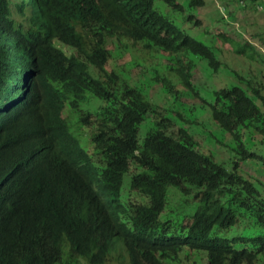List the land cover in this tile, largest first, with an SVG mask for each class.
<instances>
[{
	"label": "trees",
	"instance_id": "obj_1",
	"mask_svg": "<svg viewBox=\"0 0 264 264\" xmlns=\"http://www.w3.org/2000/svg\"><path fill=\"white\" fill-rule=\"evenodd\" d=\"M154 1L0 0V20L35 56L38 97L32 103L35 110L44 111L38 131L25 148L13 150L0 144V183L22 175L24 163L32 165L27 168L32 178L22 183L0 213V264H106L113 258L111 250L117 248L122 255L114 259L119 264H188L193 251L205 264H239L234 259L241 253L251 264H264V244L257 251L233 247L236 239H244L235 235L237 229L248 225L252 230L245 240L254 244L261 233L257 226L264 219V182L239 165L241 161L264 165V52L254 56V46L245 40L243 44V38H232L238 45L231 58L245 57V69L236 70L228 61L220 67L212 50L196 38L199 32L193 35L202 26L196 11H205L206 1L156 0L162 7L172 5L176 13L184 7L192 10L181 17V26L166 22L168 16L152 6ZM260 1L264 9V0ZM147 6L154 10L148 11ZM175 12L170 11L178 15ZM211 22L218 28L225 19ZM257 39L264 45V32L258 29ZM127 40L142 41L162 57V64L153 60L144 65L149 75L153 73L148 97L159 92L171 100L190 95L192 104L201 106H196L192 129L174 130L164 124L140 137L136 112L122 117L118 103L108 109L104 104L95 107L82 102L85 93L95 96V101L104 100V95L116 96L91 81L90 72L94 64L104 67L113 52L126 47ZM184 53H198L214 68L211 109L204 99L194 97L202 87L200 80L168 78L177 77L175 62ZM6 67L0 61V80ZM134 100L147 107L151 104L140 90L127 92L120 102L127 107ZM66 105L85 113L78 123L89 133L92 152L79 145L74 150L78 138L68 127L57 126L54 151L74 163L53 169L51 182L43 167L47 166L45 151L51 149L45 144L44 131L51 111ZM34 112L20 109L15 122L23 125L20 141L38 124ZM90 114H96L95 131L86 126L91 123ZM219 136L227 139L226 147H218L224 155L218 150L215 155L208 143ZM227 150L235 152L232 158ZM127 174L130 183L122 185ZM96 176L100 192L92 185ZM122 186L144 200H124L122 207L116 203ZM173 198L175 218L169 209ZM167 228L173 233L171 246L156 247ZM64 238L69 249L62 247Z\"/></svg>",
	"mask_w": 264,
	"mask_h": 264
},
{
	"label": "clouds",
	"instance_id": "obj_2",
	"mask_svg": "<svg viewBox=\"0 0 264 264\" xmlns=\"http://www.w3.org/2000/svg\"><path fill=\"white\" fill-rule=\"evenodd\" d=\"M171 1L173 3H181V1H185V0H171ZM231 1L235 3L234 6L239 12L248 11L250 8H254L257 11L263 10V5H262L263 2H261L260 0H256L253 2L249 0H237V2H235V0H231ZM152 6H154V8L157 11L163 12L168 16V20L166 22H172L176 24L174 22V18L172 17L173 14L170 13V11L175 12V9L173 8L172 5H167L165 7H162L161 4L160 3L158 4L157 1L155 0ZM207 7L209 6L206 4L203 8H207ZM223 9L225 11L224 12L225 14L222 13ZM223 9L221 10L222 12L219 9H216L214 11L216 15L214 19L219 20L221 18H224L225 24L219 25L218 28H213L211 32L213 44L218 49V54H216L212 50V48L207 45L214 53L218 66H220L222 63L227 64V61L229 63V59L227 58H231L233 48L238 45L235 43V40L232 39L235 38V36H233L230 33L229 21L226 15V12L231 13L232 10H229L224 4H223ZM153 10L154 9H149L148 7V11L152 12ZM201 10L196 11V13H200L199 22L202 21ZM191 11L192 10H188L187 8L184 7L180 13H176V12L175 13L183 16L185 15V13ZM201 25H203L202 22ZM240 31L241 32H237V35L243 38V44H245L244 43L245 40L247 41V44L254 46V42L251 41L249 37L243 36V34L247 33L248 35H250L251 38L257 40V31L255 30H247L246 32H243L242 30ZM136 42H141L143 44L142 41H136ZM220 43H225V44L219 45ZM11 47L13 48V50L11 49ZM145 48L152 52H155L156 54L158 53L153 48H149V47H145ZM247 49H249L248 45H247ZM226 50L228 53H226ZM121 51L122 50L120 49V51L118 52L121 53ZM263 52H264L263 50L256 49L254 46L252 55L258 56ZM95 54L96 53H94V55ZM196 54L199 55L200 58H203L200 54L198 53ZM243 58L245 59V57ZM111 59H113V54L106 62V65L104 67L94 64L95 68L92 69L90 72L92 77L91 81H94L96 83H101L102 86H106L108 90L114 93L116 96L104 95V100L98 98L100 101L95 105V107L104 104L106 108L109 109L110 104L118 103L121 108L119 111V116L128 117L130 113L136 112L137 118L140 121L139 125L144 121V119L147 116H152L155 119V125H156L155 128H163L164 124H167L170 128L174 130H179L182 128V126L177 127V125L171 119L164 117L163 116L164 110L162 109V107L153 104L151 101L149 107L141 104L136 100H134L132 103H129L127 107L123 106V104L120 102L121 96L126 94L127 92L138 91V90L141 91V89L137 85L140 84V81L145 77V74H147V70H144V65H146L148 61H151V58L145 59L142 57H138L134 60L133 64H131L130 66H126V67L121 66L117 68H115V66L109 65ZM24 60L29 61L26 68H25ZM205 60L207 61V59ZM0 61H4L7 63V67L2 71V77L0 80V144H3L13 150L23 149L27 146L28 142L33 138V136L38 131L40 126V121L44 115V111L35 110L33 108V103H32V101H36L38 97L37 86L35 83V78H36L35 56L32 52H30L23 46L20 37L14 34V32L2 20H0ZM188 63H191V66L188 65ZM207 63L210 66H212L208 61ZM175 67L177 69V77H173L169 75L168 76L169 79H179L180 76L181 77L189 76L190 79L194 78L201 81L202 78L201 71L192 60L182 57L179 59V61L177 60L175 62ZM214 92L215 91H213V93ZM148 94L149 93L147 91V96H145L144 94L143 95L145 98H149ZM91 97H95V96L89 93H85L82 102H86V99ZM194 97H196L195 94ZM177 100L183 104L186 103L190 104L192 102L188 98L177 99ZM214 101L215 99L213 100L212 103L209 104L210 109ZM23 107L26 110L35 111L34 120L38 118V124L35 128H31L26 134H23L22 140L20 141V126L23 125L22 122H20V124H15V122L18 121V116H20V109ZM79 108H73L71 106L69 108L68 105H66L62 110L51 111L52 113L51 120L48 123L46 130L44 131L45 144L49 146L51 149L49 151H45L47 158V166L46 165L43 166L48 173L47 174L48 180H50L51 182H54V176L52 173L53 169L62 165L74 163L73 161L66 160L64 156L54 151V149L58 146L55 142V138L57 135V129H56L57 126H66L69 128L70 132L72 133V130L70 128V121L73 115H76L75 123L77 124L78 129L81 130L83 133H86L87 135L89 134L87 129L83 127L80 123H78V121H80L81 116L85 114L83 112H80ZM121 112H123L122 115ZM176 114L180 116L179 113ZM95 116L96 114H90L91 123L86 125L87 127H89L94 131L96 126ZM184 124L187 125V122H185ZM184 129L187 130L186 127H184ZM75 145L81 146L82 148L87 150L88 153L92 152V144L90 141V137H86L83 144L80 143L78 139V142L74 144V146L72 147L74 150H76ZM25 153L26 152H21L17 154L19 156H22ZM109 164H110V160L108 159L104 163V167L108 168ZM31 166H32L31 164L24 163L25 171L22 175L9 177L10 180L9 178L5 179L6 184H4L3 181L0 183V213L7 206L11 197L16 192V190L22 185V183L32 178L29 176V172L27 169ZM132 170H130L129 172H131ZM129 183H130V176L129 174H127L125 177L122 178L121 184L127 185ZM92 185L96 191L100 192L101 186H100L99 176H96V179H94ZM124 189H126V187L122 186L116 201V203L121 204L122 207L124 200L128 201L124 196ZM122 215L123 213H120L119 219L122 218ZM167 229L168 231L164 234V237L161 236L158 238V243L156 247L159 248L161 244H167L171 246L172 242L171 240H169V235H172L173 233L171 229L170 230L169 228ZM257 229L260 230L261 233L258 236L255 243L251 244V241L245 240V238L249 236V231L252 230V227L248 225L247 228H238L237 231L235 232V235H237V237L242 235L244 239H236V243L233 244V247L238 250L257 251L264 244L263 218L261 219V226H257ZM62 247H64V249L66 248L69 249V243L65 238L62 241ZM172 249L173 248L171 247L170 250ZM169 253L171 254V256L174 255L172 252ZM111 254L112 255L115 254L116 256L122 255L120 253L119 248H117L114 251H111ZM234 260L236 263L239 264H251V262H249L250 260L249 257L244 253L239 254L237 257H235Z\"/></svg>",
	"mask_w": 264,
	"mask_h": 264
},
{
	"label": "rangeland",
	"instance_id": "obj_3",
	"mask_svg": "<svg viewBox=\"0 0 264 264\" xmlns=\"http://www.w3.org/2000/svg\"><path fill=\"white\" fill-rule=\"evenodd\" d=\"M205 1L209 7H207L205 11L201 10V13H202V15H201L202 21L201 22L203 25L194 29L193 35L195 33L199 32L198 35L196 36V38L199 39L200 41L205 42V44L208 45L209 47H211L212 50L216 54H218V49L213 44V39L211 37V32L214 28V23L211 22V19L216 17L215 12H214L216 9H219L220 11L223 9V4L226 5V7L229 10H232L231 13L226 12V15H227V19L229 21L230 33L233 36H235L236 39H241V37L237 35V32H241L240 30H242L243 32H246L247 30L257 31V29H258V30L264 32V9L257 11L254 8H250L248 11L239 12V11H237V9L234 6L235 3L232 2L231 0H205ZM224 12L225 11L223 9L222 13H224ZM185 14H187V13H185ZM178 15H173L172 17L174 18V22L177 25L181 26L180 19L182 16L181 15L178 16ZM203 36H206L208 39L203 37ZM243 36L249 37V39L254 42V46L256 49H261L264 51V46L260 40H258V39L256 40V39L251 38L250 35H248L247 33H244ZM125 43H126V47L121 51V53H119L118 51L113 53V59L110 60L109 65L115 66V68L121 67V66H123V67L130 66L131 64H133L134 60L138 57H142L145 59L151 58L150 62L155 60V63L160 62L162 64V57H160L159 55L157 56V54L155 52H152V51L146 49L141 42H131L128 40ZM224 44L225 43H220L219 45H224ZM226 53H228L227 50H226ZM179 56H180V58L185 57L186 59L192 60L197 65V67L200 69L201 77H202L200 84H202V87L197 88L199 85L197 87H195V88H197L195 95L198 96L199 98L204 99L208 103V106H209V104L212 103L214 100V95L212 93L216 87V83H215L214 75H213L214 68L212 66H210L205 59L200 58V56L197 54L191 53V54H185L184 56L179 54ZM227 59H229L231 66H233L236 70L237 69H241L242 71L244 70L245 59L243 57H237L234 60H232L231 58H227ZM237 59H238V61H237ZM223 65H224V63L221 64L220 67H222ZM152 74H150V75L148 73L145 74V77L140 81V84L137 85L141 89V91L143 92V94L145 96H147V91L149 90V87L147 84L152 82L150 79ZM221 74L227 76V74H224V73H221ZM221 78L223 80L226 79L224 76H221ZM230 79H231V76H230ZM261 79H263V81H264V70H263V73L261 74ZM149 98L153 104L159 105L162 107V109L164 110L163 116L171 119L177 125V127L184 126L187 128V130H190L193 128L196 117L198 116V108L197 107H201V106L200 105L197 106L196 104H192L194 101H192V97L190 95L185 97V98H188L192 101L190 104L180 103L175 98H172V100H171V99L165 97V94H163L161 92H159V94L154 95L152 97L149 96ZM99 101H95L93 99V97H91V98H87L85 103L92 105V106H95L97 103H99ZM176 113H179L180 116H178ZM75 120H76V115H73V117L70 121V128L72 130L73 135L76 136L79 139L80 143L83 144L85 138L87 137V134L83 133L81 130L78 129L77 124L75 123ZM185 122H187V125L184 124ZM155 126H156L155 125V119L152 116H147L144 119V121L139 125L140 137L143 136L145 131H147L151 128H155ZM225 137L226 136H219V138H217V137H211L210 138L208 143L212 146V149H213L215 155L217 153V150L221 153V155H224L223 149L218 148V147L219 146H222V147L225 146L226 147L225 144L227 143V139ZM225 140H226V142L224 143L223 141H225ZM220 141H222V142H220ZM227 152H228V157H231V158L235 154V152H230L228 150H227ZM239 165H240V167L247 170L248 172H250L255 177L262 179V182H264V177L262 175L263 174L262 171H264V165H261L259 167L256 166L257 167L256 168L251 163L246 162V161L239 162ZM132 169L133 168L130 167V170H132ZM126 193H127V195H126ZM124 196L126 197V200H128V201L141 202L144 200L140 194H138L137 192H130L129 189H124ZM174 197L176 198L177 196L174 195ZM190 197L191 198L193 197V192H192V194H190ZM176 204L177 203L175 202V199L173 198L172 204L169 207V209L171 210L170 212L172 213L174 218H175V216H176L175 214L177 212L175 209ZM160 218H161V216H160ZM162 218H165V216H162ZM197 253H198L197 251H193L190 254L188 264H205L203 257L196 259ZM115 256L116 255L113 254V258L110 259L106 264H119L115 261V259H114ZM178 258H180V253H179L177 259Z\"/></svg>",
	"mask_w": 264,
	"mask_h": 264
},
{
	"label": "bare ground",
	"instance_id": "obj_4",
	"mask_svg": "<svg viewBox=\"0 0 264 264\" xmlns=\"http://www.w3.org/2000/svg\"><path fill=\"white\" fill-rule=\"evenodd\" d=\"M11 49L13 50V48L11 47ZM28 60H24V64H25V68L27 67V65H28ZM29 84V83H28Z\"/></svg>",
	"mask_w": 264,
	"mask_h": 264
}]
</instances>
